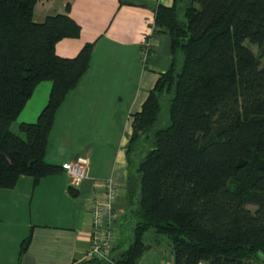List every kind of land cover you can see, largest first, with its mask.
<instances>
[{"label":"trees","instance_id":"trees-1","mask_svg":"<svg viewBox=\"0 0 264 264\" xmlns=\"http://www.w3.org/2000/svg\"><path fill=\"white\" fill-rule=\"evenodd\" d=\"M117 2L152 12L150 36H168L170 62L130 116L125 157L130 161L138 149L140 159L126 181L124 217L135 221L126 242L119 241V231L111 264H138L148 230L169 239L171 264H260L264 0H172L168 7ZM34 3L0 0V189H12L19 177L35 186L60 172L44 162L47 135L90 57V43L72 58L56 56L55 43L77 37L79 28L64 14L32 22ZM43 81L50 90L35 122L12 132L10 125ZM28 240L19 244L17 264Z\"/></svg>","mask_w":264,"mask_h":264},{"label":"crops","instance_id":"crops-1","mask_svg":"<svg viewBox=\"0 0 264 264\" xmlns=\"http://www.w3.org/2000/svg\"><path fill=\"white\" fill-rule=\"evenodd\" d=\"M148 1L164 7L172 4V0ZM56 14L67 15L79 28L77 37L55 43L56 56L69 59L84 44L92 46L86 71L54 114L43 159L60 167L84 158L86 175L73 190L75 197L67 191L69 180L62 170L35 186L30 178L19 177L12 189H0V264H17L19 244L27 236L18 264L80 262L89 244L88 205L108 178L121 186L113 226L122 232L127 220L125 186L133 168L125 157L130 116L139 111L157 75L169 67V38L161 32L150 36L153 14L147 9L119 7L117 0H35L31 19L42 23ZM147 38L151 44L143 57ZM49 90V82L38 83L13 123H34ZM140 259L138 264H163Z\"/></svg>","mask_w":264,"mask_h":264},{"label":"built area","instance_id":"built-area-1","mask_svg":"<svg viewBox=\"0 0 264 264\" xmlns=\"http://www.w3.org/2000/svg\"><path fill=\"white\" fill-rule=\"evenodd\" d=\"M150 44L151 40L147 38L143 43V57ZM60 168L68 177L69 187L74 190L80 186L85 178L87 162L84 158L77 157L72 161L63 163ZM99 186V191L93 194L88 205L89 244L81 256V261L94 259L111 264L109 251L119 234V231L113 226L117 218L113 206L122 190L120 184L110 178L102 181ZM258 260L260 264H264V253L258 255ZM198 264L208 263L200 262Z\"/></svg>","mask_w":264,"mask_h":264},{"label":"rangeland","instance_id":"rangeland-1","mask_svg":"<svg viewBox=\"0 0 264 264\" xmlns=\"http://www.w3.org/2000/svg\"><path fill=\"white\" fill-rule=\"evenodd\" d=\"M249 49L254 53L258 54L256 47L249 46ZM10 130L14 133H17V126L15 123H12ZM138 150V149H137ZM135 150L132 159H130L131 167H135L140 159L139 150ZM130 218V217H129ZM123 221V220H122ZM135 220L128 219L127 222L123 225L121 240L126 242L129 239V230ZM142 243L145 246V251L142 254V257L148 259L149 261H162L163 264L170 263L171 261V248L169 239L164 235H156L152 230L146 231L142 236ZM141 257V259H142ZM140 259V260H141Z\"/></svg>","mask_w":264,"mask_h":264}]
</instances>
